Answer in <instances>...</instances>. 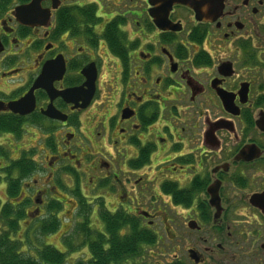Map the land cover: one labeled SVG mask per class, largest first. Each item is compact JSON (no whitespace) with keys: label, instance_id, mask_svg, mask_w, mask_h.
I'll list each match as a JSON object with an SVG mask.
<instances>
[{"label":"flooded vegetation","instance_id":"1","mask_svg":"<svg viewBox=\"0 0 264 264\" xmlns=\"http://www.w3.org/2000/svg\"><path fill=\"white\" fill-rule=\"evenodd\" d=\"M222 2L208 20L175 5L164 30L149 0H0V148L22 119L36 212L105 187L142 228L180 208L228 264H264V0Z\"/></svg>","mask_w":264,"mask_h":264},{"label":"trees","instance_id":"2","mask_svg":"<svg viewBox=\"0 0 264 264\" xmlns=\"http://www.w3.org/2000/svg\"><path fill=\"white\" fill-rule=\"evenodd\" d=\"M22 123V119H18L13 123H3L1 128L13 133L16 139L20 140L24 133ZM0 154L9 159V153L4 148H0ZM31 156L32 153L24 151L19 159L10 160V163L0 168V183L2 179L6 182L8 197L4 204L0 199V264H68V255L78 249L72 240L67 241L65 251L43 244L42 247L36 248L37 254L34 257L24 246V239L18 236L21 224L30 217L29 207L32 205L31 200L24 195L27 189L26 181L36 171ZM77 196L81 208L79 215L84 222L81 221L75 226L74 235L82 239L79 249L85 247L89 258H79L73 264H149L139 260L144 257L145 247L156 244L158 238L155 232L142 228L140 220L135 216L127 215L121 210L110 212L104 202L99 205L97 217L103 224V230H94L89 224L92 208L86 198ZM62 206V203L50 201L47 209L59 211ZM60 225V217L53 214L41 220L39 231L42 234L54 233ZM69 248L70 251H67ZM170 264L187 263L174 260Z\"/></svg>","mask_w":264,"mask_h":264},{"label":"rangeland","instance_id":"3","mask_svg":"<svg viewBox=\"0 0 264 264\" xmlns=\"http://www.w3.org/2000/svg\"><path fill=\"white\" fill-rule=\"evenodd\" d=\"M3 144H6L7 146L6 149H8L10 154L9 159L16 160L24 151L31 149L32 144H35V141H32L30 136L25 133L24 138L21 141H16L15 139H13L10 143L8 140L4 139ZM0 145H2L1 141ZM40 156V152L35 151L34 158L37 160H41L42 157ZM0 158H3V163L0 162V166H4L6 164V161H9V159H6L4 157ZM0 174H2V171H0ZM3 176H5V173H3ZM36 179H38L40 182L39 176L37 174H33L27 179V185L29 186V184H33ZM5 184L6 182L2 179L0 183V199L2 204H4L8 200ZM87 187H89V185L85 187L86 190L89 191ZM25 194L27 196L29 195L30 198H33V194H31L30 191L27 190ZM84 195L87 198L86 201L89 204L93 205L91 208L94 210L93 213H91L89 224L92 228H94V230L98 231L103 230V224L97 219L98 207L96 199L98 197H103L105 199L107 209L111 212H115V209L118 207V205L120 206L124 201L123 199H118V197L116 198L115 196H109L105 187H100L94 192L87 195L84 193ZM60 196H63L61 197L62 199L64 198L63 200H68V198L71 199L70 197H67L65 193L62 194V191ZM34 200H36V198ZM44 201L45 205L41 207L39 212H36L37 210L35 207V203L33 202L32 206L29 207V210L32 211L31 213L33 215L30 214L29 219L21 224V230L18 232L19 238L24 239V246L30 250L29 253L31 254V256L35 257V255L37 254L36 248L39 246L42 247L43 244L52 245L60 251H65L67 241L72 240V242L76 244L75 246L78 247V249L76 252L70 253L68 255V264H73L75 260L79 258H89V253L85 247L79 249V246L82 243V239L77 238L76 235H74V228L77 223L81 221L84 222V219L81 216H78L79 210L81 209H78V207H80L78 206V201H76L77 203L75 201H73V203H71L70 201H66V203L62 206V209L59 211H48V209L46 211V207L50 203L49 196H47V198L44 197ZM145 203L147 204L149 202L145 201L143 204ZM160 203L161 202H159L158 204ZM123 207L126 209L125 206ZM165 209L168 212V216L160 214L161 217L158 220L159 228H155V230L159 233L157 235L158 240L155 245L145 247L144 257L140 259L139 262H145L149 264H170L174 260H181L186 262L187 264H194V262L189 257L188 249L196 248L200 253L205 255V264H214V262L216 261L218 264H228L233 253V249L230 244H228V239L225 238L226 236L224 237V239L225 243L227 244H225L224 242H220L225 247L220 251L216 249V243L219 242V239L214 242L213 245H207L201 240L202 237H205V234L193 231L187 227L184 215L185 213L181 211L180 208L177 211L178 214L168 207H165ZM53 214L59 215L61 220L60 228L57 232L42 234L39 231L41 220H43L44 218L46 219L48 216H51ZM163 223L166 224L167 228L171 229V233H165V231L162 230ZM206 246L215 248V253H206ZM67 251H70V248Z\"/></svg>","mask_w":264,"mask_h":264},{"label":"water","instance_id":"4","mask_svg":"<svg viewBox=\"0 0 264 264\" xmlns=\"http://www.w3.org/2000/svg\"><path fill=\"white\" fill-rule=\"evenodd\" d=\"M149 4L153 7L150 11L155 25L160 29H171V22L169 21V13L175 5H186L193 9L200 20H208L210 15L216 14L222 9V0H149ZM38 85V84H37ZM34 104V95L31 90L24 98L14 102L10 108L20 114H27L31 111ZM142 215L148 217V213L141 212ZM189 227L196 228L194 222L189 223ZM189 256L195 263L201 261V257L195 250H189Z\"/></svg>","mask_w":264,"mask_h":264}]
</instances>
